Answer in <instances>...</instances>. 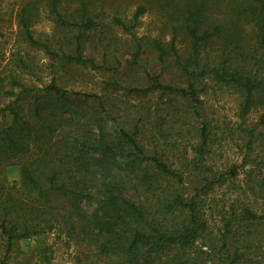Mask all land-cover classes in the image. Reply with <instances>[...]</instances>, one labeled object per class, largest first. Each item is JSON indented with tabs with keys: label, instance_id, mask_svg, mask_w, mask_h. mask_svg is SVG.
Listing matches in <instances>:
<instances>
[{
	"label": "rangeland",
	"instance_id": "obj_1",
	"mask_svg": "<svg viewBox=\"0 0 264 264\" xmlns=\"http://www.w3.org/2000/svg\"><path fill=\"white\" fill-rule=\"evenodd\" d=\"M184 1L59 0L58 13L70 23L80 21L83 13L79 5H87L85 14L94 26L85 29L59 25L50 0H0V83L8 94L0 95V108L12 106L17 114L14 132L29 145L25 155L0 159V220L4 207L14 206L24 210L33 225L45 229L43 234L14 241L8 252L7 241L0 236V264H45L43 253L49 264L94 259L87 247L76 241L78 231L82 233L74 212L83 209L91 216L98 211L99 201L115 181L122 182L128 198L146 202L153 213L156 193L163 192L166 197L169 191L178 190L191 197L195 192L188 181L202 178L203 184L207 178L211 190L198 198L208 218L202 250L220 248L224 234L227 247L222 256L244 246L245 240L264 247V204L255 203L246 187L250 183L264 185V125L258 124L264 115V54L257 46L253 23L200 43L194 53L179 17ZM139 6L143 13L133 36L112 22L120 18L131 24ZM207 11L206 18L216 17L212 8ZM22 16L39 45L27 41ZM173 28L176 39L171 50ZM153 41L165 51L161 59ZM63 54H79L85 63L67 61ZM176 57L184 69L176 64ZM151 78L177 89L192 84L200 103L194 106L187 98L159 91L141 92L150 87ZM245 78L258 84V89L253 106L241 118L245 94L237 79L242 83ZM51 84L61 93L37 92ZM11 124L12 115L0 113V126ZM253 128L250 140L248 131ZM121 130L145 156L156 157L182 175L183 189L158 176L151 162L138 168L135 156L139 154ZM203 132L206 143L202 142ZM23 166L42 185L54 174L74 196L66 199L54 193L48 201L39 199L22 184ZM231 166L241 167L234 179L225 181ZM145 175L160 190L135 191L133 187ZM235 200L252 208L259 218L236 217L225 231L221 213ZM99 216L104 222L103 214ZM166 219L178 224L183 216ZM70 233H75L76 239Z\"/></svg>",
	"mask_w": 264,
	"mask_h": 264
},
{
	"label": "trees",
	"instance_id": "obj_2",
	"mask_svg": "<svg viewBox=\"0 0 264 264\" xmlns=\"http://www.w3.org/2000/svg\"><path fill=\"white\" fill-rule=\"evenodd\" d=\"M58 3L59 0H50L51 13L57 17L56 22L59 25L85 29L94 26L93 19L85 14L87 5L83 3L79 5L83 13L80 21L70 23L62 20L58 13ZM168 4L172 6L170 2ZM208 7L213 9L216 14L215 18L208 19L204 16L208 12ZM25 12L26 9L22 13L24 14ZM142 13L143 8L137 7L133 15V21L129 25L120 18H113L112 22L120 27L124 33L133 36L132 30L135 28L136 21ZM179 13L183 30L192 42L194 53H197L200 43L207 42L215 36L227 35L234 28L241 27L244 23H253L257 46L264 54V0H185ZM20 23L24 28L27 41L32 45H39L30 35L27 28V19L24 16L21 17ZM175 32L176 29L173 28L171 50H174ZM153 47L161 59L165 55L164 49L157 41H153ZM62 58L77 64L85 63V60L79 54H76V56L63 54ZM176 59V64L181 69H184L178 57ZM89 62L90 66L95 69L93 61L89 60ZM237 80L245 94L240 114V117L243 118L253 106L258 84L252 83L248 78H245L242 83L239 79ZM150 81V87L141 90V92L159 91L162 94L179 95L187 98L194 106L200 103L197 91L192 84H189L187 89H177L161 84L156 78H151ZM39 91L61 93V90L54 84L37 90V92ZM1 94L8 95L0 83ZM3 112H9L12 115L13 124L0 126V159L4 157L15 158L27 154L29 145L22 141L14 132L13 125L17 118L16 112L11 105L0 108V113ZM258 124L264 125V115L260 117ZM253 132L254 128L248 131L250 140H252ZM121 135L132 145L135 154H139L135 156V164L138 168L143 164L148 166L149 163L147 164L146 162H151L158 176H162L173 186L175 184L182 186L183 189L185 180L182 175L171 170L156 157L145 156L140 146L122 130ZM201 138L203 143L207 142L205 132L202 133ZM250 143L249 141L248 145ZM140 155L142 156L139 157ZM245 163L247 162L245 161ZM239 167L241 166H231L226 172L228 177L224 176L227 178L225 181H228V178L234 179L237 176ZM20 176L24 187L35 193L39 199L45 201H48L54 193H60L66 199L75 194L71 188L66 187L64 180L59 182L54 174L44 180V186L36 179L27 166L21 168ZM201 179L188 181V184L192 186L191 191L195 192L191 197H185L178 190L169 191L166 197L163 192L156 193V210L153 213L149 212L146 202L140 201L136 203L128 198L122 182H112L111 188H107L99 201L98 211H95L91 216L83 209H78L74 212V219L81 228L82 233L80 235V231H78L80 238L76 241L77 243H83L89 253L95 257L89 262L84 259H78L77 263L100 264L102 260L103 264H264V247L254 244L251 240H245L244 246L239 249L235 248L232 254L228 251V255L222 256L223 250L227 247L225 234L220 240V248L202 250L201 243L207 241L201 239L204 238L203 235L207 230L208 218L204 212L203 201L198 200V198L204 191L211 190V183L208 182L207 178H204L205 180L202 184ZM157 185L151 182L148 175H145L133 189L135 191L142 190L143 192L146 189H150L156 192L160 190ZM246 187L247 191H249L247 193L253 196L252 199L255 203L260 201V203L264 204V185L250 183ZM243 193L245 194V191ZM137 196L139 195L137 194ZM221 206L224 211V205ZM99 213L103 214L102 218L105 220L102 223L100 222ZM174 215H182V221L178 224H172L166 219L167 216ZM236 217L250 221L259 218L252 208L241 204L239 200H235L229 204L227 212L221 213L222 229L228 231L231 222ZM107 218L110 221H106ZM45 221L43 220L44 224L46 223ZM93 229L99 230L97 233H93ZM50 230L51 226H48L47 231ZM43 233H45V229L40 227V224L33 225V222H29L24 210H19L14 206L4 207L2 210L0 236L7 241V252L14 241ZM70 234V237L74 239L75 233ZM172 249H177V251H170ZM86 255L84 257L88 261ZM42 261L45 264H49L44 253Z\"/></svg>",
	"mask_w": 264,
	"mask_h": 264
}]
</instances>
